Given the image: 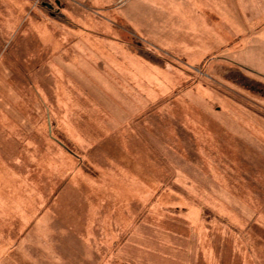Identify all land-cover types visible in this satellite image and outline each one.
Listing matches in <instances>:
<instances>
[{"label":"rangeland","instance_id":"374dc122","mask_svg":"<svg viewBox=\"0 0 264 264\" xmlns=\"http://www.w3.org/2000/svg\"><path fill=\"white\" fill-rule=\"evenodd\" d=\"M78 5L0 0V264H264L244 0L205 60Z\"/></svg>","mask_w":264,"mask_h":264},{"label":"crops","instance_id":"0c3cea01","mask_svg":"<svg viewBox=\"0 0 264 264\" xmlns=\"http://www.w3.org/2000/svg\"><path fill=\"white\" fill-rule=\"evenodd\" d=\"M75 1L79 7L122 15L137 27L139 15L148 14L150 40L157 46L189 56L200 53L204 60L221 48L222 39L228 42L236 36L232 0ZM221 15L226 32L230 29L227 33L221 31ZM243 16V40L232 46L234 57L231 60L240 68L264 78V0H244Z\"/></svg>","mask_w":264,"mask_h":264},{"label":"flooded vegetation","instance_id":"af4514ba","mask_svg":"<svg viewBox=\"0 0 264 264\" xmlns=\"http://www.w3.org/2000/svg\"><path fill=\"white\" fill-rule=\"evenodd\" d=\"M46 6L48 7L49 10H51V11L54 10V7H52L51 5L50 6L46 5Z\"/></svg>","mask_w":264,"mask_h":264}]
</instances>
